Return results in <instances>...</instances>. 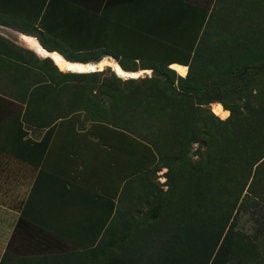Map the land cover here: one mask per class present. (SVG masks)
Instances as JSON below:
<instances>
[{"label":"trees","instance_id":"16d2710c","mask_svg":"<svg viewBox=\"0 0 264 264\" xmlns=\"http://www.w3.org/2000/svg\"><path fill=\"white\" fill-rule=\"evenodd\" d=\"M80 8L69 7L72 16L64 12L60 22L77 30L88 24ZM205 11L203 23L189 25L195 29L185 60L140 59L141 69L161 75L149 78L118 76L136 71L134 56L133 65L105 56L118 75L108 76L105 68L80 71L98 67L108 52L89 50L101 44L79 46L76 36L73 43L70 28L48 42L32 21L0 22L35 35L70 61H88L77 64L80 72L61 70L47 56L36 69L25 58L15 64V74L23 67L30 82L25 113H45L39 126L82 115L88 131L101 130L110 147L137 145L148 154L144 167L125 176L121 158L113 161L125 184L110 217L91 228L89 245L40 257L6 252L0 264H263L256 241L264 235V0H214ZM172 61L188 65L185 76L169 66ZM211 102L228 108V116L214 115ZM224 107L212 110L223 117ZM161 168L159 187L145 176Z\"/></svg>","mask_w":264,"mask_h":264},{"label":"crops","instance_id":"0c3cea01","mask_svg":"<svg viewBox=\"0 0 264 264\" xmlns=\"http://www.w3.org/2000/svg\"><path fill=\"white\" fill-rule=\"evenodd\" d=\"M48 1L38 0L35 8L32 0H3L10 11L16 5L17 12L27 8L24 12L31 15L34 9L47 7ZM58 1L60 8H89L106 24L133 25L143 36L146 32L137 24L188 25L189 32L174 27L170 34L182 40L195 29L189 25L201 18L203 23L206 7L214 0ZM8 27L0 24V261L6 252L40 257L89 245L91 228L110 217L111 202L120 190V171L113 161L121 158V151L107 144L101 130L88 131L89 120L74 114L39 126L45 113H25L30 82L22 77L23 67L13 71L23 58L29 65L24 53L32 50L37 59L47 56L63 70L77 72L78 63L62 61L58 50L43 47L35 35ZM106 58L98 67L115 71V64ZM168 64L178 74L186 73L185 64ZM39 99L38 104L44 102ZM103 132L106 137L112 134Z\"/></svg>","mask_w":264,"mask_h":264},{"label":"rangeland","instance_id":"374dc122","mask_svg":"<svg viewBox=\"0 0 264 264\" xmlns=\"http://www.w3.org/2000/svg\"><path fill=\"white\" fill-rule=\"evenodd\" d=\"M16 1V0H15ZM33 3H35V8L40 5L38 4V0H32ZM58 0L50 1L49 6L44 7V13L43 15H39L38 17H35L30 14V12H24L27 10V8H20L17 12L18 8L16 5L14 8L11 9V11L16 12V16H13L14 13L10 11L9 8H6L4 5L3 0H0V22H5L9 24H15V23H25V26H27V21H32V23L35 25L36 32H41L42 38L47 40L48 42L51 41V37L56 35L58 33L59 29L63 30H70L74 31V35L70 37V40L72 42H75V36H76V42L79 46L86 47V46H96L100 45L92 49L96 48H105L107 50V54L105 53L102 56H106L107 58H110L114 62L116 61L118 63V60L123 62L127 65H133L130 61L129 57L134 56L133 60L134 63L137 65L136 71H133L134 73L130 74L129 76H121L115 73L111 67H107L104 65L105 69H109V71H106V74L108 76H111L112 74L120 76L122 79L126 77L136 76L137 75L142 77L149 78L152 75H158L161 76L159 72H154L152 68H143L141 69L139 62H145V61H153L154 63H160L165 62L169 59H180L185 60L186 55L188 54L186 52V48L190 45V39H182L178 40L177 38H172L171 33L176 27L179 32L181 33H187L190 31L188 28V25H170V24H152L151 26H142L140 24H137L136 27L142 30H145V35L143 36L140 30H136L135 28H132L133 25H126V24H119L117 25H110L106 24L104 22H101V18H96L93 15V12L89 8H80L78 9V14L85 13L86 15V21L88 20V24L83 23L79 26L82 29H80V34L77 35L78 30L75 29L73 26H65L63 25V22L60 21L63 20L64 12L68 13V15L72 14L69 12V8H60L58 4H60ZM12 4V3H11ZM211 7V6H210ZM209 6L206 8H210ZM42 10V11H43ZM8 16H13V18H10ZM33 16V17H32ZM22 20H19V19ZM29 18V19H27ZM18 21V22H17ZM85 24V25H84ZM115 27V28H114ZM117 28V29H116ZM61 31V30H60ZM191 35V34H190ZM190 40V41H189ZM2 44V43H0ZM66 45V44H65ZM67 47H70L66 45ZM71 48V47H70ZM17 51V50H15ZM14 51V53H16ZM30 52L32 50L28 51L27 53H24L25 56L29 55V65H31L32 68H39L41 65V59H37V57H34L33 54L31 55ZM33 53V52H32ZM86 53V52H84ZM90 53V52H88ZM85 55V54H82ZM24 56V55H23ZM40 58V57H39ZM141 59V60H140ZM38 62H37V61ZM99 60V59H98ZM96 60V61H98ZM95 62V61H92ZM188 68V65H186ZM103 68V69H104ZM176 71V70H175ZM177 72V71H176ZM187 72V70H186ZM178 74V73H177ZM180 75V74H179ZM184 75L181 76H185ZM97 85L93 86V91L96 92ZM215 103V104H214ZM210 103V110L214 115H216L218 118L223 119L226 118L229 114V109L225 108L224 105L221 103L218 104V102ZM221 104V105H220ZM228 110V113L226 116H219L213 112V110L217 113H221L223 108ZM213 108V110H212ZM124 139V137H123ZM123 147L124 143H123ZM120 156H121V167L124 172L122 174L125 176L126 173L133 172V170L141 169L144 167V164L146 162L145 159H147V153L146 151H140L139 146L136 145L135 148H127L125 150H120ZM164 168H161L159 170H156L155 173H150V171H146V178L149 182L154 183L156 186H162L165 180V177L163 175ZM125 180V179H124ZM104 182V180H103ZM124 182L120 183L119 189H123ZM165 187V185L163 186ZM119 190V191H120ZM112 213V210H110ZM257 242L258 252L262 256V262L264 264V235L259 236V240Z\"/></svg>","mask_w":264,"mask_h":264},{"label":"water","instance_id":"95a60500","mask_svg":"<svg viewBox=\"0 0 264 264\" xmlns=\"http://www.w3.org/2000/svg\"><path fill=\"white\" fill-rule=\"evenodd\" d=\"M53 50H55V49H53ZM61 55V54H60ZM62 56V55H61ZM63 57V56H62ZM64 58V57H63ZM66 61H70V60H68V59H66V58H64ZM71 63H78V64H80V63H85V62H88V61H85V62H82V61H79V62H77V61H70ZM120 65V64H119ZM104 68V65L103 66H100V67H94V68H91V69H87V70H80V71H89V70H102ZM61 70H63V69H61ZM65 71H70V70H65ZM80 71H77V72H80ZM70 72H75V71H70ZM137 76H139V75H137ZM130 77H136V76H130Z\"/></svg>","mask_w":264,"mask_h":264}]
</instances>
